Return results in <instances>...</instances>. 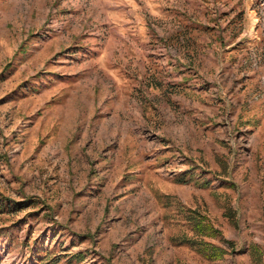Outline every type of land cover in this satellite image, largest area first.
Returning <instances> with one entry per match:
<instances>
[{"label":"rangeland","instance_id":"1","mask_svg":"<svg viewBox=\"0 0 264 264\" xmlns=\"http://www.w3.org/2000/svg\"><path fill=\"white\" fill-rule=\"evenodd\" d=\"M161 195L233 248L174 246ZM257 260L264 0H0V264Z\"/></svg>","mask_w":264,"mask_h":264},{"label":"trees","instance_id":"2","mask_svg":"<svg viewBox=\"0 0 264 264\" xmlns=\"http://www.w3.org/2000/svg\"><path fill=\"white\" fill-rule=\"evenodd\" d=\"M176 179L178 183L187 182L182 176ZM202 185L207 187L209 182H203ZM158 200L165 208L174 206L178 210L177 214L181 216V219L176 222L180 227V231L170 237V242L174 246H186L209 262L219 261L228 253L224 247L225 245L227 248H233V243L225 240L221 231L199 210L186 208L175 197L169 195H161ZM35 205L36 202H32L30 199L14 203L15 211L24 210ZM228 217L233 221L231 214ZM257 254L258 250L253 248V255ZM75 257H81V255L77 254ZM49 264H56V262L53 261Z\"/></svg>","mask_w":264,"mask_h":264}]
</instances>
